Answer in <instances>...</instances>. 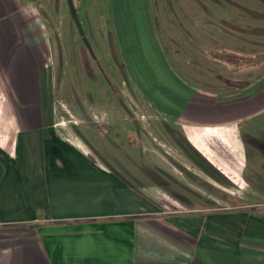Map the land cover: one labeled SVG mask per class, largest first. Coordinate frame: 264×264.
Here are the masks:
<instances>
[{
    "label": "crops",
    "instance_id": "1",
    "mask_svg": "<svg viewBox=\"0 0 264 264\" xmlns=\"http://www.w3.org/2000/svg\"><path fill=\"white\" fill-rule=\"evenodd\" d=\"M81 5L101 17L107 53L112 39L129 77L145 76L134 85L142 103L221 174H207L217 192L196 200L156 151L137 163L119 149L125 161L92 126L56 123L57 19L79 27ZM239 61L202 85L182 76L149 0H0V264H264V62ZM114 104L73 105L124 132L130 118L107 113Z\"/></svg>",
    "mask_w": 264,
    "mask_h": 264
},
{
    "label": "rangeland",
    "instance_id": "2",
    "mask_svg": "<svg viewBox=\"0 0 264 264\" xmlns=\"http://www.w3.org/2000/svg\"><path fill=\"white\" fill-rule=\"evenodd\" d=\"M149 6L169 64L185 78L195 76L202 85L204 78L233 73L239 60L243 67L264 62V0H149ZM77 12L80 26L73 30L66 19H57L63 21L60 27L66 48L62 53L66 56L56 67V123L71 134L77 130L84 133L81 124L92 126L111 156L125 158L121 149L129 153L130 162H154L156 151L162 161L172 164L177 176L172 183L196 200L217 192L207 184V174L216 179L223 178L221 174L189 146L176 123L161 121L157 111L138 97L134 85L145 76L137 73L129 77L112 39L107 53L97 11L81 5ZM108 100L115 104L107 113L124 112L130 118L124 123V132L118 130L122 127L117 121L102 127L101 121L93 118L103 111L73 105L75 101Z\"/></svg>",
    "mask_w": 264,
    "mask_h": 264
}]
</instances>
